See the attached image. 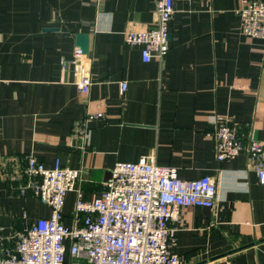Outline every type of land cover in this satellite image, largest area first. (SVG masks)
Wrapping results in <instances>:
<instances>
[{
  "label": "crops",
  "instance_id": "1",
  "mask_svg": "<svg viewBox=\"0 0 264 264\" xmlns=\"http://www.w3.org/2000/svg\"><path fill=\"white\" fill-rule=\"evenodd\" d=\"M238 7L239 0H173L170 49L144 62L123 32L154 26L152 0H0V237L6 245L50 214L36 197L19 194L25 156L47 167L59 160L86 169L81 189L89 201L116 162L152 155L181 179L208 175L216 184L213 209L185 207L170 221L182 264H264V185L244 153L215 159L220 121L264 141V40L242 35ZM76 34L88 36L93 84L87 94L61 68ZM87 113L103 117L87 122L80 150L72 135ZM74 202L68 193V226ZM72 263L67 253L65 264Z\"/></svg>",
  "mask_w": 264,
  "mask_h": 264
},
{
  "label": "built area",
  "instance_id": "2",
  "mask_svg": "<svg viewBox=\"0 0 264 264\" xmlns=\"http://www.w3.org/2000/svg\"><path fill=\"white\" fill-rule=\"evenodd\" d=\"M152 2L154 26L123 32L126 45L140 47L144 62L160 60L170 49L173 0ZM236 12L242 35L264 40V0H239ZM90 64L78 46L61 63L62 71L71 70L77 89L85 94L93 84ZM102 117V113H87L84 122L74 127L72 147L83 150L87 122ZM213 139L218 163L244 153L264 185V141L255 139L252 132L241 134L226 120L218 123ZM22 172L19 194L36 197L49 207L50 214L15 232L11 246L0 237V264H65L67 253L72 264L80 259L85 264H182L173 252L170 221L185 207L213 209L215 205L212 177L181 179L174 167L156 164L152 155L136 162H116L89 201L83 199L81 189L87 175L84 168L64 167L59 160L47 167L30 154L23 158ZM70 192L75 202L68 226L63 222V207Z\"/></svg>",
  "mask_w": 264,
  "mask_h": 264
},
{
  "label": "water",
  "instance_id": "3",
  "mask_svg": "<svg viewBox=\"0 0 264 264\" xmlns=\"http://www.w3.org/2000/svg\"><path fill=\"white\" fill-rule=\"evenodd\" d=\"M170 36H168L169 38ZM75 44L78 46L84 54L88 52V36L85 34L75 35Z\"/></svg>",
  "mask_w": 264,
  "mask_h": 264
}]
</instances>
